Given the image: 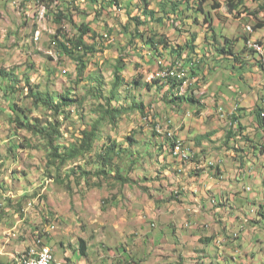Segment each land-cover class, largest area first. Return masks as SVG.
<instances>
[{
	"label": "clouds",
	"instance_id": "1",
	"mask_svg": "<svg viewBox=\"0 0 264 264\" xmlns=\"http://www.w3.org/2000/svg\"><path fill=\"white\" fill-rule=\"evenodd\" d=\"M0 264H264V0H0Z\"/></svg>",
	"mask_w": 264,
	"mask_h": 264
},
{
	"label": "rangeland",
	"instance_id": "2",
	"mask_svg": "<svg viewBox=\"0 0 264 264\" xmlns=\"http://www.w3.org/2000/svg\"><path fill=\"white\" fill-rule=\"evenodd\" d=\"M209 18L211 19V17H209ZM105 51H107V50H105ZM111 191L116 192L117 189L113 188ZM117 203H118V201L116 199L111 200L112 207H111L110 211H111V214H113V215L117 212ZM124 218L125 217H121V220H123Z\"/></svg>",
	"mask_w": 264,
	"mask_h": 264
}]
</instances>
